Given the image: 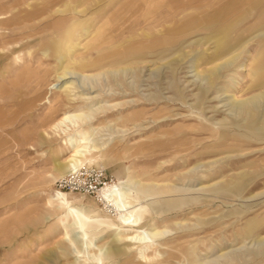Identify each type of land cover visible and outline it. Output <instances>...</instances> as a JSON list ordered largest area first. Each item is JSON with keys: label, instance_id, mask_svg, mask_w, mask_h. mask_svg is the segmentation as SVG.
<instances>
[{"label": "rangeland", "instance_id": "obj_1", "mask_svg": "<svg viewBox=\"0 0 264 264\" xmlns=\"http://www.w3.org/2000/svg\"><path fill=\"white\" fill-rule=\"evenodd\" d=\"M123 1L0 0V264H138L115 231L79 241L65 209L48 204L68 157L50 127L84 106L58 91L65 82L97 111L90 143L103 155L84 166L110 185L130 180L141 227L193 248L166 263L264 264V85L250 75L264 72V0L170 42L141 26L140 10L112 27L109 8ZM64 70L74 74L58 81ZM65 193L117 224L99 197Z\"/></svg>", "mask_w": 264, "mask_h": 264}, {"label": "bare ground", "instance_id": "obj_2", "mask_svg": "<svg viewBox=\"0 0 264 264\" xmlns=\"http://www.w3.org/2000/svg\"><path fill=\"white\" fill-rule=\"evenodd\" d=\"M261 63L264 64V59ZM250 71V75L252 74L253 76H259L258 82H261V84L264 85V72L260 69V67L258 65H253ZM71 74L74 73L64 70L62 73L58 74L56 78L58 81H62L67 79V76ZM53 86L54 85H50L49 88H52ZM58 91L62 93V95H66L68 100L72 103H76L78 101L84 103V106L80 109L65 112L50 127L52 132L57 133L59 136H63L62 139L65 148L68 150V157L64 159L62 163H56V169L58 171H62L64 174H67L70 171H75L86 164H92L95 159L101 157L103 154L101 153L99 156L94 157L93 154L100 151V146L94 142L90 143V137L93 134V131L97 130V128H93L89 125L90 121L97 113L96 108L93 109L92 106H90L93 102V96L92 98H89L83 96L82 93L79 94V91H77V86H75L72 82L63 83ZM236 108L241 110L243 108V104L238 103ZM83 127H85V129ZM129 182L130 180L128 179H125V181L119 180L117 183L111 184L108 187L102 189L99 194V199L104 207L110 208L111 211L117 216V224H113L100 216V211L95 206L72 204V202L67 199V193L62 191L56 190L54 195L48 199V204L54 201L59 207L65 209V215L63 218L70 222L69 227H71V230L76 231V233L79 235V241H82L84 238L88 237L90 230L97 228L102 227L110 231H115L116 233L113 237L114 241L124 244V252L135 251L137 253L136 255L138 256V264H169L164 261L165 258L173 257L176 259L178 258V254L191 258L193 254V248L191 247L189 248L183 245L167 247L164 245L163 241L165 238L163 236H165L164 234L166 233V230L158 229L153 223L147 225L149 227L148 229H143L141 227L145 207L135 204L138 199L136 196L130 197L131 190L129 189ZM146 187H144V189ZM153 192H155V190ZM62 224L64 225V223ZM67 234L68 232L66 230L64 235L66 236ZM96 234L97 233L95 232L94 235ZM90 240L91 239H89V241ZM147 250H151V254L150 252L147 254ZM102 255H104V253ZM107 255L109 257V252H106L105 256L107 257ZM92 257L95 259V257L99 256L93 255Z\"/></svg>", "mask_w": 264, "mask_h": 264}, {"label": "crops", "instance_id": "obj_3", "mask_svg": "<svg viewBox=\"0 0 264 264\" xmlns=\"http://www.w3.org/2000/svg\"><path fill=\"white\" fill-rule=\"evenodd\" d=\"M249 0H129L109 8V24L118 25V13L141 11L143 28L159 27V40L170 42L178 37L207 31L213 23H227L233 9ZM103 9V8H101ZM102 11V10H101ZM116 13L117 15H113Z\"/></svg>", "mask_w": 264, "mask_h": 264}, {"label": "built area", "instance_id": "obj_4", "mask_svg": "<svg viewBox=\"0 0 264 264\" xmlns=\"http://www.w3.org/2000/svg\"><path fill=\"white\" fill-rule=\"evenodd\" d=\"M109 185V181L102 169L83 166L75 171H70L58 179L55 187L62 192L78 194L84 197H99L102 189Z\"/></svg>", "mask_w": 264, "mask_h": 264}]
</instances>
